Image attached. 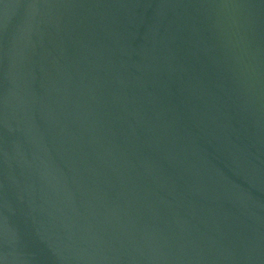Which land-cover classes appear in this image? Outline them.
<instances>
[{
	"label": "water",
	"instance_id": "95a60500",
	"mask_svg": "<svg viewBox=\"0 0 264 264\" xmlns=\"http://www.w3.org/2000/svg\"><path fill=\"white\" fill-rule=\"evenodd\" d=\"M0 264H264V0H0Z\"/></svg>",
	"mask_w": 264,
	"mask_h": 264
}]
</instances>
